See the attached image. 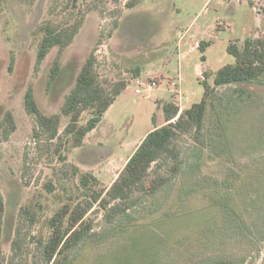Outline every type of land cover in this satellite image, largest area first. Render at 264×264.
I'll list each match as a JSON object with an SVG mask.
<instances>
[{"label":"rangeland","instance_id":"374dc122","mask_svg":"<svg viewBox=\"0 0 264 264\" xmlns=\"http://www.w3.org/2000/svg\"><path fill=\"white\" fill-rule=\"evenodd\" d=\"M130 1L0 0V264H41V249L32 239L41 233V220L59 206L56 195L80 194V172L108 188L153 129V117L156 125L163 122L160 104L190 108L202 98V80L212 86L216 72L234 63L230 43L264 38V0L252 5L248 0H139L126 7ZM49 23L62 27V39L69 30L73 36L38 62L43 36L38 30ZM200 42H210L203 54ZM94 48L100 83L107 90L122 81L127 86L81 146L72 148L63 136L64 118L60 139L49 142L25 111V93L31 90L43 115L59 114ZM55 62L58 71L50 82ZM136 68L138 76L130 71ZM141 81L157 87L140 88ZM215 97L199 140L193 131L182 134L173 143L177 160H160L156 171L166 184L152 195L135 193L110 222L103 211L89 214L93 230L69 253L71 264H239L242 258L245 264H264V76L218 88ZM7 112L15 130L6 136ZM59 145L64 162L56 152ZM225 192L247 236L239 234L234 217L211 202ZM37 204L38 223L32 226L18 214Z\"/></svg>","mask_w":264,"mask_h":264},{"label":"trees","instance_id":"16d2710c","mask_svg":"<svg viewBox=\"0 0 264 264\" xmlns=\"http://www.w3.org/2000/svg\"><path fill=\"white\" fill-rule=\"evenodd\" d=\"M138 1H130L126 3V7H133ZM248 3L253 4L252 0H248ZM59 27L56 24L51 25L49 23L38 30L39 33H43L41 40L38 42V62L42 61L54 46L62 49L71 42L73 32L71 30L67 31L62 39V27ZM65 29L68 30L66 27ZM65 29L63 28L64 31H66ZM209 45L210 42H200L198 49L203 54ZM95 50L94 48L85 60L72 88L64 97L59 114L43 115L34 102L31 90L26 91L24 96L25 111L34 119L49 142L60 139L59 130L64 118L66 119V125L63 136L69 139L72 148L81 146L87 134L97 128L116 97L126 88L127 81L117 83L111 90H107L100 83L95 72ZM227 52L234 58V63L225 65L216 72L212 86L202 80L204 92L199 102L182 111L173 101L159 105L163 112V122L156 125L153 117V129L137 145L108 188L100 187V181L96 176L87 172L79 173V168L72 166L74 173L80 175L78 181L80 194L66 197L56 195V199L60 200L59 206L41 220V233L32 239L41 249V256L39 257L41 264L72 263L68 260L69 253L86 239L93 230V219L89 214L103 211L106 213L107 222H110L113 215L122 210L120 204L131 201L135 193L152 195L158 192L167 182V178L158 175L156 171L160 165V160H177L178 153L173 147V143L182 134L193 131L195 140H199V136L204 129L208 105L214 107L215 92L218 88L253 82L264 76V38H246L239 45L230 43ZM204 60L205 57L202 55L201 61L204 62ZM57 71L58 65L55 62L50 71V82L55 79ZM130 71L135 76L140 74L139 68ZM218 112L219 110L216 111L217 114H219ZM85 114L88 117L82 123ZM220 114H222L221 110ZM2 126L6 131V136L15 130L14 119L9 112L5 114ZM62 148L59 145L56 152L64 162L66 156L61 154ZM222 150L224 149L222 148ZM171 170L175 173L177 167L173 165ZM51 188H49L50 193L53 191ZM224 188L226 191L229 190L226 184H224ZM216 195L218 194L216 193ZM229 196V193L224 194L223 197L214 196L218 200L211 202L221 209L224 216L234 217L237 220L236 228L240 230L239 234L247 236L248 233L243 219L231 207V209L229 208ZM35 206H37V210L40 208L39 204L30 208L25 206L19 210L18 214L19 216L26 215L32 226L38 223ZM108 210L111 211V214L107 213ZM3 217L2 199H0V224ZM238 262L239 264H245L246 258H242ZM233 263L219 260L209 264Z\"/></svg>","mask_w":264,"mask_h":264},{"label":"built area","instance_id":"2783aa9c","mask_svg":"<svg viewBox=\"0 0 264 264\" xmlns=\"http://www.w3.org/2000/svg\"><path fill=\"white\" fill-rule=\"evenodd\" d=\"M137 86L140 87V88H143V89H144V88L153 89V88H156V87H157V83L154 82V81H151V82L145 84V83H143V82L141 81V82L138 83ZM140 88H137V89L135 90V93L140 94V93H141Z\"/></svg>","mask_w":264,"mask_h":264},{"label":"crops","instance_id":"0c3cea01","mask_svg":"<svg viewBox=\"0 0 264 264\" xmlns=\"http://www.w3.org/2000/svg\"><path fill=\"white\" fill-rule=\"evenodd\" d=\"M144 138V137H143ZM141 142V141H140ZM133 153V152H132Z\"/></svg>","mask_w":264,"mask_h":264},{"label":"flooded vegetation","instance_id":"af4514ba","mask_svg":"<svg viewBox=\"0 0 264 264\" xmlns=\"http://www.w3.org/2000/svg\"><path fill=\"white\" fill-rule=\"evenodd\" d=\"M256 39V38H255Z\"/></svg>","mask_w":264,"mask_h":264}]
</instances>
